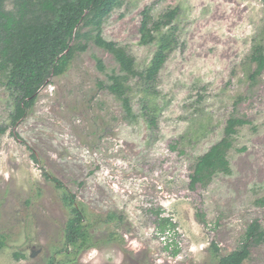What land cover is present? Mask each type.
I'll return each instance as SVG.
<instances>
[{"label":"rangeland","instance_id":"rangeland-1","mask_svg":"<svg viewBox=\"0 0 264 264\" xmlns=\"http://www.w3.org/2000/svg\"><path fill=\"white\" fill-rule=\"evenodd\" d=\"M175 8L179 46L151 100L161 107L153 129L142 117L127 121L121 102L100 88L121 71L94 42L64 76L50 78L16 126L0 81V128L8 127L0 133V264H218L246 242L254 221L264 230V71L252 79L250 61L264 43V1L123 0L102 35L146 69L156 45L140 44L144 12L157 20ZM231 117L249 124L233 136L230 173L192 190L191 165L223 139ZM66 192L87 216L91 241L81 251L67 246ZM163 218L172 230L161 232ZM244 264H264V241L252 243Z\"/></svg>","mask_w":264,"mask_h":264},{"label":"trees","instance_id":"trees-1","mask_svg":"<svg viewBox=\"0 0 264 264\" xmlns=\"http://www.w3.org/2000/svg\"><path fill=\"white\" fill-rule=\"evenodd\" d=\"M122 4L123 0H13L12 9H8L6 0H0V81H3L9 91L14 105L12 125L16 126L26 116L50 78L64 76L69 71L75 54L86 51L89 43L94 42L113 55L121 71V74L114 71L108 75L109 84L100 82V88L107 90L121 102L127 121L134 122L142 117L150 129L157 127L161 107L155 102L151 103V100L158 99L160 72L179 46L175 32L178 26L174 25L179 9H171L157 20L152 18L149 9L145 10L140 28V44H155L156 50L146 69L140 70L136 59L126 48L107 41L102 35L104 21ZM250 61L256 64L251 75L254 79L264 71L262 41L254 44ZM96 62L98 69L105 72L103 61L96 59ZM136 96L141 98L140 115L135 113L133 107ZM246 124L249 121L242 118L228 119L223 139L195 159L190 175L192 190L217 173H230L227 153L232 147L233 136ZM7 129V126L1 127L0 133H5ZM34 158L36 159L35 156ZM45 176L64 189L57 178L47 173ZM64 202L72 214L65 230L67 246L77 247L81 251L91 241L86 213L75 201V196L67 192ZM259 204L264 205V201H259ZM109 219H117L116 214H111ZM159 226L161 232L174 228L168 218L160 219ZM263 241L264 230L258 221H254L247 231L246 242L225 257L219 258L218 264H244L250 257L252 243L256 245ZM4 247V236L0 235V251ZM213 248L214 253L218 254L215 244ZM176 254L177 250L174 251V255ZM49 264H55V261Z\"/></svg>","mask_w":264,"mask_h":264}]
</instances>
